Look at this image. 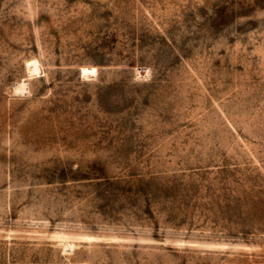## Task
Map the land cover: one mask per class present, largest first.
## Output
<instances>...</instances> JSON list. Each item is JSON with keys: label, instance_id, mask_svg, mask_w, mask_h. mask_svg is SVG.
<instances>
[{"label": "rangeland", "instance_id": "rangeland-1", "mask_svg": "<svg viewBox=\"0 0 264 264\" xmlns=\"http://www.w3.org/2000/svg\"><path fill=\"white\" fill-rule=\"evenodd\" d=\"M0 264H264V0H0Z\"/></svg>", "mask_w": 264, "mask_h": 264}, {"label": "bare ground", "instance_id": "bare-ground-1", "mask_svg": "<svg viewBox=\"0 0 264 264\" xmlns=\"http://www.w3.org/2000/svg\"><path fill=\"white\" fill-rule=\"evenodd\" d=\"M19 84H20V82H19ZM20 86V85H19ZM27 86H26V83L25 82H23L22 84H21V88L23 89V88H26Z\"/></svg>", "mask_w": 264, "mask_h": 264}]
</instances>
